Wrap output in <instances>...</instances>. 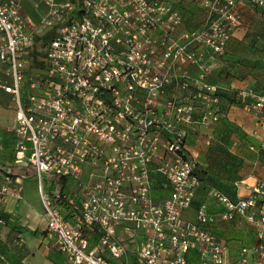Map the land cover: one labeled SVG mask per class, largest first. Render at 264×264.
<instances>
[{
    "label": "built area",
    "instance_id": "built-area-1",
    "mask_svg": "<svg viewBox=\"0 0 264 264\" xmlns=\"http://www.w3.org/2000/svg\"><path fill=\"white\" fill-rule=\"evenodd\" d=\"M22 2L0 0V90L15 105L0 203L21 198L24 179L35 178L46 230L67 264H188L191 250L200 264H231L210 226L245 217L264 227V183L235 201L211 187L207 197L225 210L212 217L204 203L185 218L200 180L196 162L180 152L188 148L178 125L193 129L226 117L212 108L217 88L181 69L224 54L237 23L235 0H216L211 10L219 17L184 33V43L175 36L182 16L169 0H41L46 11L33 26ZM49 33L39 49L43 67L27 72L34 39ZM178 80L182 89L197 88L184 105L170 92ZM236 101L263 116L264 96L242 90ZM249 148L264 150V140ZM157 177L168 190L161 200L152 197ZM236 264H264V251Z\"/></svg>",
    "mask_w": 264,
    "mask_h": 264
},
{
    "label": "crops",
    "instance_id": "crops-1",
    "mask_svg": "<svg viewBox=\"0 0 264 264\" xmlns=\"http://www.w3.org/2000/svg\"><path fill=\"white\" fill-rule=\"evenodd\" d=\"M169 1L179 11L183 19L181 27L175 33L180 43L185 42L182 37L184 33L200 29L212 20V16L219 17V13H214L211 10V5L216 0ZM238 1V4L233 8L237 23L234 27L233 36L227 46V57L230 59L222 61L205 56L201 63L186 65L182 67L181 72L185 76L196 80L203 74L204 81L210 85H214L217 91L219 90L230 95L234 94L235 96L240 91L250 90L255 85L259 91L254 89V93L257 96H262L260 91H264V13L256 10L250 0ZM36 38L34 39L35 45H40L41 41L36 44ZM231 59H238L239 63L235 65L231 64ZM173 84L175 87L181 88L179 80ZM251 91L253 90L251 89ZM192 92H197V88L190 89V96ZM215 97L217 105L226 106V120L232 122L240 131H243L250 141L246 142L245 140L244 142L238 135L237 139L234 140V143H237V148L235 146L232 147V152L238 156L239 159L236 160L238 162L241 161L242 167L233 176V179H229L230 175H224V172L218 175L225 183L233 185L230 199L235 201L250 196L256 184L264 183V159L260 157V152L250 150L249 148L250 144L257 145L264 140V111L263 116L250 113L247 109L239 107L238 104L228 103L224 97ZM193 117L196 118V115H193ZM213 127V124L209 126H196L188 132V137H191L190 139L194 141L193 143L196 146L192 144L191 148L188 146L187 148L191 153L192 159L204 168H208V161L206 162L205 158L202 157V153L200 155V150L197 148L199 142L205 141L209 144L222 140L226 143L228 141L231 143V138H233V136L229 135L226 127L223 128V131L224 129L226 130L225 136L216 137L215 134L214 137ZM7 135V137H11L13 144V136L8 130ZM6 156L0 154V160L9 162L10 157ZM210 171L215 174L214 170ZM95 172L100 173V170L97 169ZM89 173L90 171L86 170L84 178L88 177ZM29 179L31 178L24 179L23 181L21 198L8 196L4 202L0 203V211L8 214L11 219L5 224L0 223V241L7 242L11 246L12 251L10 252L13 253V255H9V258H11L9 264H67L64 254L55 243V238L46 230L47 223L38 190L37 194L41 202L40 205L35 203L34 196L30 194H26L25 196L24 194L25 184ZM35 183L37 187L36 179ZM167 194L168 190L164 187L160 177H157L152 189V197L155 200H161ZM200 197L201 194L198 192L195 195V202L192 204V207L184 213L185 218H194ZM80 199V196H78V201ZM205 204L212 217L218 216L219 213L225 210L223 205L208 197ZM62 212L65 218L69 220L72 211L64 207ZM35 216H40V219L34 220ZM15 225L25 227L29 231L37 230V233L18 232L15 229ZM210 230L215 236L226 243L228 247L227 258L231 264H236L243 258H259L260 254L264 251V227L249 221L245 217H238L232 221L217 220V222L210 226ZM1 250L5 251V246L1 245ZM188 264H200V257L196 251L191 250L189 252Z\"/></svg>",
    "mask_w": 264,
    "mask_h": 264
},
{
    "label": "rangeland",
    "instance_id": "rangeland-1",
    "mask_svg": "<svg viewBox=\"0 0 264 264\" xmlns=\"http://www.w3.org/2000/svg\"><path fill=\"white\" fill-rule=\"evenodd\" d=\"M170 2V1H169ZM171 3V2H170ZM46 11V8L44 6V4L41 2V0H23L22 2V13L24 15V17L26 18V20L28 21L30 26H33L35 24H37V22L40 20L41 16L44 15ZM217 16H212V20H216ZM33 24V25H31ZM5 79V76L2 72H0V82L2 80ZM255 85L251 88L254 91L255 89ZM250 89V90H251ZM190 89H179V88H175L174 91H170L171 94H174L175 96V101L179 104V105H184L190 102V94H189ZM167 95L168 97L171 96ZM140 99H142V97H140ZM165 99H161L159 100L158 106L159 109L161 110L162 107L165 105ZM176 103V104H177ZM235 104H238L235 102ZM140 105V103L138 104ZM239 107H243V105L238 104ZM141 106V105H140ZM197 109L198 108H202V106H204L203 103L199 102L196 104ZM15 105H14V101L12 99L11 96L4 94L1 90H0V134L3 135L4 137H7V130L9 127H11L14 123V114H15ZM226 108V106L224 105H217L216 102L212 104V108ZM198 111H200L198 109ZM250 113H254L252 111H249ZM196 115V118H198L199 114H194ZM212 125V124H209ZM207 125V126H209ZM179 128L184 129L186 131V137L185 139L188 137V132H190L192 129H188L185 126V123H180V125H178ZM213 134L215 137H223L225 136V129L223 131V128H225V124L224 123H213ZM231 136H233V138H231V143L228 141L227 144V148L228 150L225 151L224 149H222V145L217 142L214 141L212 143L207 144L205 141H201L199 142V144L197 145L198 150H200V155L201 153L203 154L202 157L205 158L206 162L208 161V168L210 170H214L216 175H219L220 173L224 172L225 174L230 175L228 178L229 179H233V176L238 172V170L242 167V164L238 161H236L235 159L238 158V156L236 154H234V152H232V147L235 146V148H237V143H234V140L237 139V135L233 132L232 134H230ZM191 138V137H190ZM189 137L187 138V146L189 148H191V145L194 144L196 146L195 143H193L194 141L191 140ZM193 139V138H192ZM218 139V138H217ZM219 140V139H218ZM193 146V145H192ZM237 157V158H236ZM228 165V166H227ZM36 183H35V179L31 178L29 180H27L26 184H25V196L26 194H30L31 196H34L35 198V203L37 205H40L41 202L39 200V196L37 194V189H36ZM36 189V191H35ZM22 191H23V187H22ZM40 219V216L38 217H34V220H38Z\"/></svg>",
    "mask_w": 264,
    "mask_h": 264
},
{
    "label": "trees",
    "instance_id": "trees-1",
    "mask_svg": "<svg viewBox=\"0 0 264 264\" xmlns=\"http://www.w3.org/2000/svg\"><path fill=\"white\" fill-rule=\"evenodd\" d=\"M238 2H239L238 0H235V6L238 4ZM250 2L254 5V8L256 10H258L261 13H264V6H260L257 3H254L252 0H250ZM234 30L235 29H233V33H234ZM51 34L52 33H49L46 36H43L41 38L40 37L36 38V44L39 41H41V44L40 45H35L34 50L32 52H30V54L27 56V60H28L27 68H26L27 72H29L30 70H32L34 68L38 69V68L43 67V62L40 59L43 56V52L40 51L39 49L42 48L45 43H47L48 39L51 37ZM227 46H228V44H227ZM216 59H220L222 61L223 60L228 61L230 59V58L227 57V47H226V50H225L224 54L221 55V56L216 57ZM237 63H239L238 59H231V64L235 65ZM255 89H257V87H255ZM260 92H261L260 94H262V96H264V91H260ZM214 96L224 97L228 103H235V102L238 103L236 101V96L234 94L230 95L228 93H224V92H221V91L218 90V91H216L214 93ZM221 110H225V109L221 108ZM219 122L225 124L226 128L228 129L229 135L234 132L244 142H245V140H246V142H250L248 140V138H247V135L243 131H240L238 129V127L234 126V124L232 122L226 120V117L221 118L217 123H219ZM0 139L3 141V145H4V148H3L2 151H0V154L7 155L6 157H10L9 160H11L12 159V146H13L11 137L9 136V137L5 138V137H3V135L0 134ZM185 140H186V143H187V139H185ZM219 143L222 145V149H224L225 151L228 150L227 144H230V143H228V142L226 143V142H224L222 140ZM180 152H181V154H183V156L185 158L191 157V153L189 152L188 149H183L182 148L180 150ZM258 152H260V157L262 159H264V150H259ZM237 159H239V158H237ZM0 163H4V161L0 160ZM237 163H239V162H237ZM193 173L200 180V186H199V188H198V190L196 192V194L198 192H200V194H201L200 200L198 201V206H200L201 204L205 203V201L207 200V191L211 187L217 188L218 190H220L221 192L225 193L228 197L231 198V191L233 190V185L225 183L222 179H220V177L218 175L213 174L210 171L209 168H204L199 163H196L195 167H194V170H193ZM194 202H195V200H193V203ZM65 208H66V206H65ZM0 220H2L3 223L5 224V223L9 222V220H11V219H10V216L8 214L3 213V212L0 211ZM15 229L18 232H22V233H28V232L29 233L31 232L32 234L37 233V230L29 231L27 228L21 227L19 225H15ZM1 245L5 246L6 250L5 251L1 250L2 252L0 251V255L4 256L6 261H4V262H2L0 264H7V262L9 263V260L11 259V258H9V255H13V253L10 252V251H12L11 250V246L8 245V243L4 242L3 240H2V242L0 241V246ZM130 264H137V263H136L135 260H132Z\"/></svg>",
    "mask_w": 264,
    "mask_h": 264
}]
</instances>
